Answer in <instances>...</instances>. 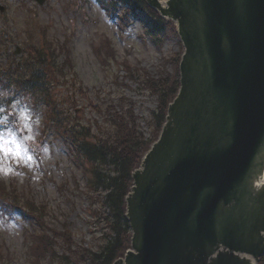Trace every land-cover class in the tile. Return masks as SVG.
Returning <instances> with one entry per match:
<instances>
[{
    "label": "rangeland",
    "instance_id": "rangeland-1",
    "mask_svg": "<svg viewBox=\"0 0 264 264\" xmlns=\"http://www.w3.org/2000/svg\"><path fill=\"white\" fill-rule=\"evenodd\" d=\"M0 5V139H14L23 157L14 168L25 174L23 180L0 175V201L31 210L34 219L0 216V264H92L88 256L102 252L108 241L105 208L101 192L91 189L90 165L63 132L99 135L105 126L100 107L118 103L131 108L150 134L158 98L146 89L145 75L176 74L183 43L173 23L150 31L160 21L143 5L137 6L139 18H124L127 5L119 0H45L44 5L0 0ZM35 49L45 58V69L32 91L24 82L35 73L30 55ZM43 218L57 233L55 254L44 258L35 257L40 245L35 219Z\"/></svg>",
    "mask_w": 264,
    "mask_h": 264
},
{
    "label": "water",
    "instance_id": "water-1",
    "mask_svg": "<svg viewBox=\"0 0 264 264\" xmlns=\"http://www.w3.org/2000/svg\"><path fill=\"white\" fill-rule=\"evenodd\" d=\"M43 4L44 0H38ZM177 24L180 91L126 197L114 264H257L264 255V0H146Z\"/></svg>",
    "mask_w": 264,
    "mask_h": 264
},
{
    "label": "trees",
    "instance_id": "trees-1",
    "mask_svg": "<svg viewBox=\"0 0 264 264\" xmlns=\"http://www.w3.org/2000/svg\"><path fill=\"white\" fill-rule=\"evenodd\" d=\"M119 1L126 3L133 11L138 8V5H143L144 8L150 12L152 11L143 0ZM152 12L155 15L157 14L154 11ZM159 20L161 22L156 24L157 29L166 24L161 19ZM30 55L35 73L25 80L24 88L26 89H34L39 85V82L43 81L42 74L43 69H45V58L36 49ZM175 66L176 74L160 76L159 79L145 75L144 85L146 89H149L158 98L157 110L151 114L148 121L150 127L149 138L146 137L131 108L125 109L124 106H119L118 103L115 107H112L113 103L109 106L104 104L103 107H100L105 116V126L99 130V135L96 136L92 131H89L85 137H82L80 132L70 134V137L75 139L73 143L79 148L80 154L90 164L91 177L89 182L94 192H101V204L105 208L103 218L108 233H105L104 237L108 241L102 252L92 253L88 256L92 264H113L117 258L122 257L130 248L131 231L125 214V199L133 184L132 173L139 167L142 156L150 149L151 143L159 137L161 127L165 123L167 108L180 89L179 65L176 64ZM44 220V218L40 220V225L43 227L46 224ZM46 227V237H44V234L37 237L41 244L36 250L38 253L35 257L44 258L45 255H53L56 252V243L52 241L53 235L57 233L48 229V224ZM66 239L70 244L73 242L68 236ZM74 254H78V251ZM259 264H264V257L259 261Z\"/></svg>",
    "mask_w": 264,
    "mask_h": 264
},
{
    "label": "clouds",
    "instance_id": "clouds-1",
    "mask_svg": "<svg viewBox=\"0 0 264 264\" xmlns=\"http://www.w3.org/2000/svg\"><path fill=\"white\" fill-rule=\"evenodd\" d=\"M25 140H31L30 136H25ZM23 160L19 146L15 144L14 139H0V175L5 176L15 175L21 180L24 178V173L16 171L14 165ZM8 227L7 224L4 225Z\"/></svg>",
    "mask_w": 264,
    "mask_h": 264
},
{
    "label": "snow or ice",
    "instance_id": "snow-or-ice-1",
    "mask_svg": "<svg viewBox=\"0 0 264 264\" xmlns=\"http://www.w3.org/2000/svg\"><path fill=\"white\" fill-rule=\"evenodd\" d=\"M27 159H28V160H30V159H31V157H28Z\"/></svg>",
    "mask_w": 264,
    "mask_h": 264
}]
</instances>
